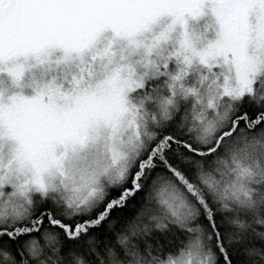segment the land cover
<instances>
[{"label":"snow or ice","instance_id":"1","mask_svg":"<svg viewBox=\"0 0 264 264\" xmlns=\"http://www.w3.org/2000/svg\"><path fill=\"white\" fill-rule=\"evenodd\" d=\"M0 264H264V0H0Z\"/></svg>","mask_w":264,"mask_h":264}]
</instances>
